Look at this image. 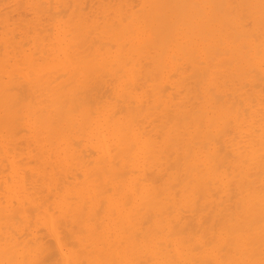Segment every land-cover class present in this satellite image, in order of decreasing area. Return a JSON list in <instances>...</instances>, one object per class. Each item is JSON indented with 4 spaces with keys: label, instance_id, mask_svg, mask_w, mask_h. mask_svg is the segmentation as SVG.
<instances>
[{
    "label": "bare ground",
    "instance_id": "1",
    "mask_svg": "<svg viewBox=\"0 0 264 264\" xmlns=\"http://www.w3.org/2000/svg\"><path fill=\"white\" fill-rule=\"evenodd\" d=\"M0 264H264V0H0Z\"/></svg>",
    "mask_w": 264,
    "mask_h": 264
}]
</instances>
